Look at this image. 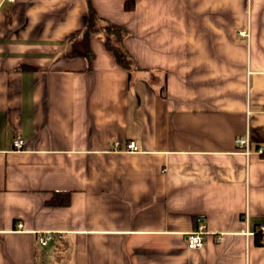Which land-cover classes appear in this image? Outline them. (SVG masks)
Returning <instances> with one entry per match:
<instances>
[{
	"label": "crops",
	"instance_id": "1",
	"mask_svg": "<svg viewBox=\"0 0 264 264\" xmlns=\"http://www.w3.org/2000/svg\"><path fill=\"white\" fill-rule=\"evenodd\" d=\"M90 3L130 69L67 57L85 0H0V264H264V0Z\"/></svg>",
	"mask_w": 264,
	"mask_h": 264
},
{
	"label": "trees",
	"instance_id": "2",
	"mask_svg": "<svg viewBox=\"0 0 264 264\" xmlns=\"http://www.w3.org/2000/svg\"><path fill=\"white\" fill-rule=\"evenodd\" d=\"M87 4V15L85 24L78 34V39L70 41L67 57H82L88 60L91 56L88 41L91 37L99 39L104 50L110 55L115 64L123 70L131 68V60L128 53L123 47V39L126 36V31L118 26L112 25L99 17L91 7L90 0H85ZM129 2L123 3V9L130 8ZM66 200L55 202L54 196H51L47 202L49 204H63Z\"/></svg>",
	"mask_w": 264,
	"mask_h": 264
},
{
	"label": "built area",
	"instance_id": "3",
	"mask_svg": "<svg viewBox=\"0 0 264 264\" xmlns=\"http://www.w3.org/2000/svg\"><path fill=\"white\" fill-rule=\"evenodd\" d=\"M1 1H12V0H1ZM241 34V33H240ZM233 145L235 148L242 153L243 155L247 156L249 154L248 150V138L246 135L244 136H236L233 138ZM22 141L20 138L15 137L11 142V146L13 150H20L22 147ZM113 150H119V144L117 142L112 143ZM137 147L135 146L133 141H127L124 144L123 151L126 152H135ZM256 154H261L263 152L262 147H256L254 149ZM259 231H264V227L260 226L258 228ZM205 225L203 223H197L195 228L188 233L185 234V246L187 249H198L203 244V236L206 234ZM54 236L52 232L46 231L37 233L36 235V242L39 246L46 245Z\"/></svg>",
	"mask_w": 264,
	"mask_h": 264
}]
</instances>
